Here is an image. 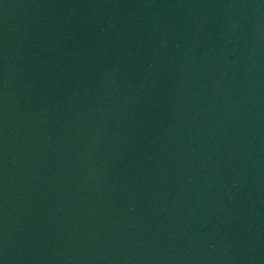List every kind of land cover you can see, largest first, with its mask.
Wrapping results in <instances>:
<instances>
[{
    "label": "water",
    "instance_id": "water-1",
    "mask_svg": "<svg viewBox=\"0 0 264 264\" xmlns=\"http://www.w3.org/2000/svg\"><path fill=\"white\" fill-rule=\"evenodd\" d=\"M0 264H264V0H0Z\"/></svg>",
    "mask_w": 264,
    "mask_h": 264
}]
</instances>
